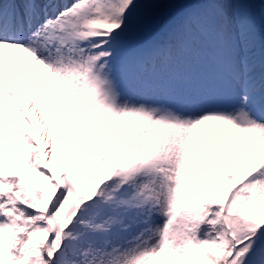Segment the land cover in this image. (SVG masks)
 <instances>
[{"label": "snow or ice", "instance_id": "6c2138e0", "mask_svg": "<svg viewBox=\"0 0 264 264\" xmlns=\"http://www.w3.org/2000/svg\"><path fill=\"white\" fill-rule=\"evenodd\" d=\"M0 264H264V0H0Z\"/></svg>", "mask_w": 264, "mask_h": 264}]
</instances>
